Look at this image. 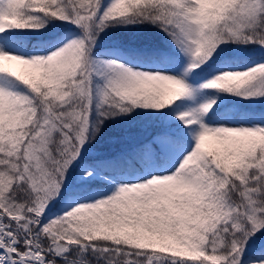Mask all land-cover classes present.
Instances as JSON below:
<instances>
[{"label": "snow or ice", "instance_id": "6c2138e0", "mask_svg": "<svg viewBox=\"0 0 264 264\" xmlns=\"http://www.w3.org/2000/svg\"><path fill=\"white\" fill-rule=\"evenodd\" d=\"M0 264H264V0H0Z\"/></svg>", "mask_w": 264, "mask_h": 264}, {"label": "trees", "instance_id": "16d2710c", "mask_svg": "<svg viewBox=\"0 0 264 264\" xmlns=\"http://www.w3.org/2000/svg\"><path fill=\"white\" fill-rule=\"evenodd\" d=\"M111 135H113V133H112L110 130L107 131L105 137H102V142L105 141V140H107V138H108L109 136H111Z\"/></svg>", "mask_w": 264, "mask_h": 264}]
</instances>
